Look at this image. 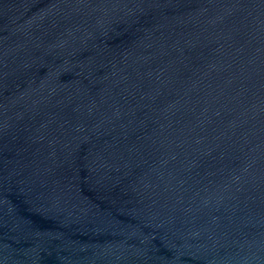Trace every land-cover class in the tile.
Segmentation results:
<instances>
[{
	"label": "water",
	"instance_id": "95a60500",
	"mask_svg": "<svg viewBox=\"0 0 264 264\" xmlns=\"http://www.w3.org/2000/svg\"><path fill=\"white\" fill-rule=\"evenodd\" d=\"M0 264H264V0H0Z\"/></svg>",
	"mask_w": 264,
	"mask_h": 264
}]
</instances>
